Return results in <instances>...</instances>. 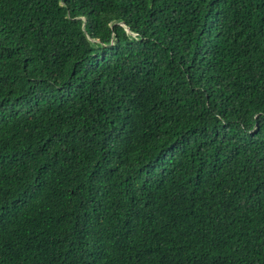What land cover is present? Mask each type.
<instances>
[{"label": "trees", "instance_id": "1", "mask_svg": "<svg viewBox=\"0 0 264 264\" xmlns=\"http://www.w3.org/2000/svg\"><path fill=\"white\" fill-rule=\"evenodd\" d=\"M0 264H264V0H0Z\"/></svg>", "mask_w": 264, "mask_h": 264}]
</instances>
